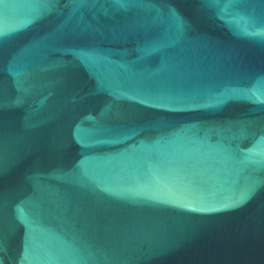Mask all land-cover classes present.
Segmentation results:
<instances>
[{
    "label": "water",
    "instance_id": "95a60500",
    "mask_svg": "<svg viewBox=\"0 0 264 264\" xmlns=\"http://www.w3.org/2000/svg\"><path fill=\"white\" fill-rule=\"evenodd\" d=\"M0 264H264V0H0Z\"/></svg>",
    "mask_w": 264,
    "mask_h": 264
}]
</instances>
